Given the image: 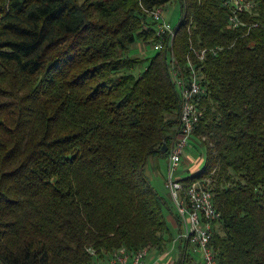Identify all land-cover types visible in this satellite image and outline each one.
Segmentation results:
<instances>
[{"label":"trees","instance_id":"1","mask_svg":"<svg viewBox=\"0 0 264 264\" xmlns=\"http://www.w3.org/2000/svg\"><path fill=\"white\" fill-rule=\"evenodd\" d=\"M170 1L0 0V264H103L173 239L167 211L181 219L145 165L177 131L170 51L186 65L191 44L221 49L197 62L188 148L205 159L180 180H211L222 264H264V0L237 27L224 0H177L172 46L132 55Z\"/></svg>","mask_w":264,"mask_h":264},{"label":"built area","instance_id":"2","mask_svg":"<svg viewBox=\"0 0 264 264\" xmlns=\"http://www.w3.org/2000/svg\"><path fill=\"white\" fill-rule=\"evenodd\" d=\"M230 11L229 22L237 27L244 24L240 14L253 7L251 0H224ZM158 39L154 42L155 49H162L166 43L170 47L175 37V28L165 18L162 7L148 10ZM221 49L215 47L196 48L190 45L187 64L182 65L176 58L173 49L170 51L171 76L181 96V111L175 136L168 146V166L165 186L169 190L174 206L181 219L182 228L179 238L185 240L192 252H198L203 264H222L216 247L213 244L215 222L221 217V211L214 201V192L209 178L197 179L185 183L176 177V171L183 163L192 134L202 116L201 100L207 92L201 65L208 53L217 54ZM192 53L196 57L194 60ZM106 264H154L149 248L129 250L122 246L112 251L104 261Z\"/></svg>","mask_w":264,"mask_h":264},{"label":"rangeland","instance_id":"3","mask_svg":"<svg viewBox=\"0 0 264 264\" xmlns=\"http://www.w3.org/2000/svg\"><path fill=\"white\" fill-rule=\"evenodd\" d=\"M164 15L168 21L171 22L173 26H176L180 20L181 17V8L180 4L177 0H172L168 2L164 6ZM157 50L154 48L153 43L145 44L143 41L138 40L135 42L131 47V54L132 55H139L142 57H150L156 53ZM147 64V61H144L143 67ZM193 140V139H192ZM192 156L191 158H186V156L183 159V163L180 166V168L175 172L176 177H186L193 171V167H195V170L199 169L204 164L205 159V149L204 146L192 141L190 147L188 150ZM186 151V153H187ZM190 166V167H188ZM196 170V171H197ZM145 171L153 181L156 188L159 190L160 193H162L169 204H173L174 202L172 199V196L168 189H166L164 186L161 187L163 179L167 176V157L163 153H155L152 154L145 165ZM210 183L211 180L209 179ZM175 207V206H174ZM170 211H167V217L169 216ZM172 233L178 234V232L175 231L174 228H171ZM192 256L196 257V259L199 260L200 254L198 252L191 253Z\"/></svg>","mask_w":264,"mask_h":264},{"label":"crops","instance_id":"4","mask_svg":"<svg viewBox=\"0 0 264 264\" xmlns=\"http://www.w3.org/2000/svg\"><path fill=\"white\" fill-rule=\"evenodd\" d=\"M185 156L188 159H193L189 151H187ZM196 170L195 167H193V171L191 173L196 172ZM165 180L166 177L163 179L161 187H165ZM174 210L176 211L175 208ZM168 220L171 224V228H174L175 231L178 232V234L176 235L172 233L173 239L167 243L163 250H159L155 247L149 249L150 257L154 260V264H177L179 261H181V264H203L201 255L199 256V260L196 259V257L192 256V251L187 245V242L185 240H181L178 237L182 228V224L179 222L178 218L172 211H170L169 213ZM103 264L106 263L104 262Z\"/></svg>","mask_w":264,"mask_h":264},{"label":"water","instance_id":"5","mask_svg":"<svg viewBox=\"0 0 264 264\" xmlns=\"http://www.w3.org/2000/svg\"><path fill=\"white\" fill-rule=\"evenodd\" d=\"M168 150V143L165 141L163 142L161 148H160V152L164 153Z\"/></svg>","mask_w":264,"mask_h":264}]
</instances>
